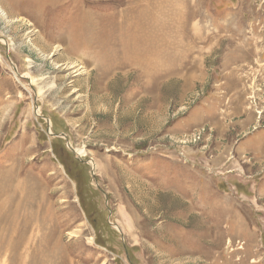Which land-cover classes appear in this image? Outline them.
<instances>
[{"label": "rangeland", "instance_id": "rangeland-1", "mask_svg": "<svg viewBox=\"0 0 264 264\" xmlns=\"http://www.w3.org/2000/svg\"><path fill=\"white\" fill-rule=\"evenodd\" d=\"M0 7V264H264V0Z\"/></svg>", "mask_w": 264, "mask_h": 264}, {"label": "bare ground", "instance_id": "bare-ground-1", "mask_svg": "<svg viewBox=\"0 0 264 264\" xmlns=\"http://www.w3.org/2000/svg\"><path fill=\"white\" fill-rule=\"evenodd\" d=\"M0 13L4 17L8 18L7 13L1 7H0ZM131 49L136 50V52H137L135 41H133V46L131 47ZM146 49H149V48L146 47ZM145 52H146V50H145ZM137 54H138V52H137ZM65 66L67 67V69H69L68 71L72 70V72L74 74H80V73H83L84 72L82 66H78L75 63H67V64H65Z\"/></svg>", "mask_w": 264, "mask_h": 264}, {"label": "built area", "instance_id": "built-area-1", "mask_svg": "<svg viewBox=\"0 0 264 264\" xmlns=\"http://www.w3.org/2000/svg\"><path fill=\"white\" fill-rule=\"evenodd\" d=\"M197 134H194V137L193 138H196L197 136H196Z\"/></svg>", "mask_w": 264, "mask_h": 264}, {"label": "flooded vegetation", "instance_id": "flooded-vegetation-1", "mask_svg": "<svg viewBox=\"0 0 264 264\" xmlns=\"http://www.w3.org/2000/svg\"><path fill=\"white\" fill-rule=\"evenodd\" d=\"M200 130H201V133H202V131H203V128H201Z\"/></svg>", "mask_w": 264, "mask_h": 264}]
</instances>
